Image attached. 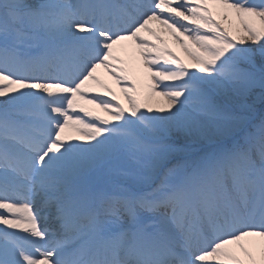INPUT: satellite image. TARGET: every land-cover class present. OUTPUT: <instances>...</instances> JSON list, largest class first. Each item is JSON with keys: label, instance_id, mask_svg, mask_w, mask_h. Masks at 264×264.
Returning <instances> with one entry per match:
<instances>
[{"label": "snow or ice", "instance_id": "obj_1", "mask_svg": "<svg viewBox=\"0 0 264 264\" xmlns=\"http://www.w3.org/2000/svg\"><path fill=\"white\" fill-rule=\"evenodd\" d=\"M257 90L264 0H0V264H264Z\"/></svg>", "mask_w": 264, "mask_h": 264}, {"label": "rangeland", "instance_id": "obj_2", "mask_svg": "<svg viewBox=\"0 0 264 264\" xmlns=\"http://www.w3.org/2000/svg\"><path fill=\"white\" fill-rule=\"evenodd\" d=\"M153 28L156 29L157 31H160V26L158 24H156V26H154ZM162 34L164 35V39L167 43V46L170 47L181 58V60H183L185 63L190 64L191 61L186 56V54L183 52V50L180 48V45L177 44L171 38V36H169L167 33H162ZM128 43H130V42H128ZM120 54L123 55L124 53L121 52ZM137 60H138V58H137ZM97 75H99L101 77V79L105 80L106 82H108L113 87V89L116 91L117 95L120 97L121 103L124 104L125 107H127V102L123 99L122 94H120L118 87L115 85L114 81H112L111 77H109L108 74L103 69H99L97 72ZM137 75H140V74L137 73ZM258 96H259V90L256 91V98H258ZM81 103H83V102H81ZM146 103H148L149 106L152 107L154 112L159 107L165 106L163 98L158 97V96L152 97L150 100H147ZM247 103H249V101H247ZM86 106L91 108L92 110L96 111L100 115H105V116L107 115V113H104L100 109L95 108V106H93V105H86ZM144 110L146 111V109H144ZM72 134L76 135V133H72ZM77 142L84 143L83 141H77ZM185 147L189 153H193L194 150L195 151L199 150V148L201 146L199 144H189V145H186ZM177 158H179V157H177ZM173 162H175V161H173Z\"/></svg>", "mask_w": 264, "mask_h": 264}, {"label": "trees", "instance_id": "obj_3", "mask_svg": "<svg viewBox=\"0 0 264 264\" xmlns=\"http://www.w3.org/2000/svg\"><path fill=\"white\" fill-rule=\"evenodd\" d=\"M258 100H261L260 98H259V96H258V98H256V93H254L250 98H249V103L251 104V105H256V104H258L257 103V101ZM263 101V103H264V100H261V102Z\"/></svg>", "mask_w": 264, "mask_h": 264}, {"label": "bare ground", "instance_id": "obj_4", "mask_svg": "<svg viewBox=\"0 0 264 264\" xmlns=\"http://www.w3.org/2000/svg\"><path fill=\"white\" fill-rule=\"evenodd\" d=\"M156 24H157V23L153 22L150 26H151V27H154V26H156ZM138 63H139V61L137 60V65H138Z\"/></svg>", "mask_w": 264, "mask_h": 264}]
</instances>
